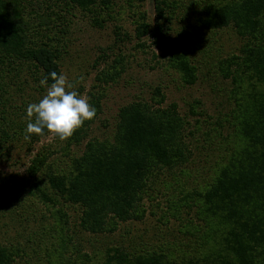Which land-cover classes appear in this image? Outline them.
<instances>
[{
  "label": "trees",
  "instance_id": "obj_1",
  "mask_svg": "<svg viewBox=\"0 0 264 264\" xmlns=\"http://www.w3.org/2000/svg\"><path fill=\"white\" fill-rule=\"evenodd\" d=\"M132 1V6L140 7L144 0ZM202 1L197 17L202 27L216 30L231 24L245 41L239 54L225 59L226 75L235 82L237 95L236 145L210 179L187 194L194 203L188 206L195 207L203 221L196 238L199 249L176 260L162 251L129 252L112 246L99 264H264V0ZM110 4L111 0H0V146L26 135L23 126L16 128L20 125L13 116L12 89L20 77L28 70L38 73L37 81L53 71L60 74L67 44L65 14L92 12L91 23L102 26L98 10ZM176 5L174 0H153L152 23L145 10L136 9L134 34L138 45L160 49L183 81L191 84L195 67L184 52H170L165 45L166 23ZM119 64L101 69L98 79L104 84L116 81L123 70ZM153 95L122 105L112 138L88 139L82 153L70 158L69 169L56 168L46 161L47 152L37 151L27 166L33 178L28 181L29 193L49 200L50 191L79 206L81 228L94 234L113 231L119 221L143 218L142 202L159 169L181 166L192 155L177 104L163 106L160 87ZM99 101L97 96L92 101L96 112ZM91 120L75 129L66 145L70 140L78 143ZM36 135L30 134L29 141ZM40 170L44 187L36 176ZM14 256L12 248L0 243V264H12Z\"/></svg>",
  "mask_w": 264,
  "mask_h": 264
},
{
  "label": "rangeland",
  "instance_id": "obj_2",
  "mask_svg": "<svg viewBox=\"0 0 264 264\" xmlns=\"http://www.w3.org/2000/svg\"><path fill=\"white\" fill-rule=\"evenodd\" d=\"M174 1L177 5L166 23L165 45L170 52H184L195 67L191 84L183 81L160 49L137 44L134 11L145 10L146 20L152 23L153 0H144L140 7L132 6V0H111L109 7L98 10L102 26L91 23L92 12L65 14L67 44L60 74L90 104L99 97V110L78 143L70 140L66 145L68 137L61 140L47 131L37 134L32 142L20 135L0 146V243L14 250L12 264H99L106 248L112 246L129 252L162 251L176 260L196 254L203 221L197 218L195 207L191 209L193 199L187 194L200 189L236 145L237 95L235 82L226 75L225 59L239 54L245 38L231 24L216 30L202 27L197 17L205 1ZM118 59L122 72L116 81L102 83L99 71L120 65ZM35 76L38 73L28 70L12 89L17 129L26 127L27 105L38 102L46 92L47 85L42 86ZM156 87L164 94L162 105L175 102L185 118L184 133L192 155L181 166L159 169L142 202L146 210L143 218L119 221L113 231L94 234L81 228L79 206L50 191L49 200L29 193L28 181L33 178L27 166L37 151L47 152L46 161L56 168L69 169L70 158L82 153L88 139L112 138L122 105L150 100ZM36 176L44 187L42 170Z\"/></svg>",
  "mask_w": 264,
  "mask_h": 264
},
{
  "label": "clouds",
  "instance_id": "obj_3",
  "mask_svg": "<svg viewBox=\"0 0 264 264\" xmlns=\"http://www.w3.org/2000/svg\"><path fill=\"white\" fill-rule=\"evenodd\" d=\"M49 78L51 83H48ZM40 84H47L46 92L38 102L29 103L26 107L29 120L25 127V139L30 134H41L47 129L63 140L71 136L85 120L95 116V106L88 102V98L77 93L64 74L50 72L41 79Z\"/></svg>",
  "mask_w": 264,
  "mask_h": 264
}]
</instances>
